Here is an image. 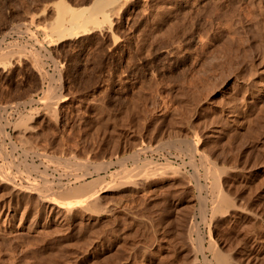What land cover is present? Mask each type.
I'll use <instances>...</instances> for the list:
<instances>
[{"label":"rangeland","instance_id":"1","mask_svg":"<svg viewBox=\"0 0 264 264\" xmlns=\"http://www.w3.org/2000/svg\"><path fill=\"white\" fill-rule=\"evenodd\" d=\"M54 1L56 0H0V40H3V43H0V49H5V46L7 48L10 46V49L19 46L21 48L23 45L21 49L26 50L23 54L17 53L13 54L14 56L10 55L9 58H0V113H2L0 124L3 130L0 129V132L2 131L0 154L2 153L3 157H0L2 159H0V165L3 166V169L0 166V173L5 170L4 173L8 171L15 175L17 173L15 170H18L22 172V176L18 175V177H23L20 179L17 177L18 183L25 184L24 180L30 175L32 180L37 178L36 180L41 184L44 180L39 176L41 173L35 170L39 169L43 172L46 169L43 173H47V177L55 182V191L57 189L60 191L59 189L69 177L81 172L86 174L87 171H92L94 176L89 175L91 172H87L88 181L98 176L103 178L102 181L105 179L104 182L114 181V174L124 165L130 170L131 166L136 167L137 173H142L141 164L145 158H150L157 163L161 162L160 164L170 160L174 168L180 167L179 170L185 172L183 176V173L179 174L180 171L176 174L178 170L172 173L173 169L171 171L165 169L163 174L160 172L157 174V172L153 175L151 172L150 176L148 175L150 173L144 170L145 174L147 173L145 177L143 174L138 175L136 169L134 171L132 168L135 175L143 177L142 186L137 189L125 186L120 190L113 187L114 189L106 192L104 194L106 199L102 200L99 208L112 209L109 214L101 212L99 215L90 216L71 215V218L63 224H58L55 219L51 221L55 216L48 224H44L45 214L39 210L35 211L37 205V203L34 205L35 195L29 196L24 193L18 196L15 193H9L8 190H5L8 192L0 190V205L11 198L13 204L18 201L22 204L28 202L30 205L33 203L31 201H34V204L30 205L28 223L27 221L19 223L22 208L13 222L15 228L0 229V264L217 263L213 252L206 248L204 256L199 255L198 262L190 261L194 258L191 246H197L195 243L197 234H192V238L196 240H192L194 243H191L192 241H189L191 236H188L187 231L189 230L188 221L192 219L195 223L197 221L196 225L200 235L203 236L205 246H208V239L214 236L212 239L217 240V246L221 248L219 251L225 254L229 250L230 259L234 257L232 261H236H233L234 263L246 264L248 258L247 264L249 262L264 264V258L261 259L263 255L258 252L259 246L262 245L252 243L253 246H251L243 237H241L242 240L239 238L241 235L244 237L250 235L251 231L252 238L264 233V221H261L264 220V96L252 97L251 95L257 87L262 86V78H264V0H122L126 4L116 9L118 13L114 15L109 13L108 18L99 15V20L102 21V24H99L101 26L97 25L87 33L61 42H51L49 36L53 30L50 29V32L48 26L51 25L52 17H54L52 6ZM63 1L70 3L71 6L80 7L89 4L91 0ZM33 52L39 54L40 59ZM37 61L42 63L41 70L33 64ZM248 75L253 76L251 78ZM48 84H52L53 87ZM48 88L51 95L52 93L56 95L54 98L58 101L49 98H46L48 101L45 98L42 100L45 97L44 91H48ZM32 99L34 102L29 103L33 101ZM26 101L29 102L26 103ZM46 101L49 109L46 107ZM52 105L57 109L50 110ZM20 112L23 116L26 114L24 117L28 113L32 116L27 119V122L25 121V126L20 122L22 119L19 118ZM229 113L234 114L233 116L237 114L235 121H229ZM17 121L22 124H20L22 128H19ZM25 127L30 129L27 130ZM23 128L27 131L24 130V132ZM4 130L9 136L4 134ZM194 138L200 139L199 147L204 144V149L203 147L199 149L208 156V159L216 163L213 162L217 165V169L225 167L226 170L223 169L224 167L220 170H225L226 175L224 171L221 175L220 172L218 174L220 182L224 187L226 186V189L222 186L224 192L231 196L229 198L234 201L237 198L238 204L243 201L240 205L245 204L244 207L247 206L250 213L256 212L258 217L260 214L263 217L260 215L261 217L254 219L250 215H236L232 208L227 214L220 213L222 216H219V213L215 214L216 216L219 214L217 217L210 215L213 201L210 202L209 199H213L215 195L210 194L211 191L215 193L212 187L213 182L211 183L212 174L205 175L207 167L203 165L206 167L203 173L202 164L199 166L202 175L199 183L207 186V189L202 187L201 194L197 188L198 181L194 177L191 178L194 175V168L190 162L192 153L190 151L191 154H189L186 148L188 140ZM2 142L7 146V151ZM12 143L16 145L17 152L12 151ZM206 144H208L207 148L210 146L208 149H205ZM206 150L209 152H205ZM132 152H139L141 160L128 159L126 163H120L119 158ZM55 156L57 159L62 158V161L55 160V164L53 159L52 162L51 158ZM200 156L197 154L193 158L198 165L201 162ZM10 159L12 167L17 164V168L7 165ZM63 160L72 162L69 165L71 168L68 166L69 162L66 167L64 163L67 162ZM21 161L25 163L24 168L23 164L19 163ZM83 161L88 163L81 166L89 165V163L90 165L82 167L83 169L73 166L76 163L80 166ZM116 161L118 162L115 164ZM257 161L258 164L254 165ZM31 163L32 165H29ZM209 163L213 164L210 161ZM252 163L255 167L253 169ZM36 164L32 171L31 166ZM106 164L110 167L106 168ZM137 164L141 169L137 167ZM58 165L60 166L56 168ZM72 166L81 170L76 172ZM96 167L103 171H99ZM214 167L216 168L213 166L212 169ZM84 168L88 170L85 172ZM25 169L27 171L30 169L29 174ZM96 170L99 171L98 175ZM139 170L142 171L139 172ZM109 172L112 174L109 175ZM243 172L248 173L244 176ZM232 174L236 176L231 181ZM187 175L190 176L187 177ZM249 175L253 181L248 177ZM56 177L59 178L60 183ZM98 179H95L96 184ZM236 181L241 184L244 182V185L242 184L244 189H241V185ZM205 182L207 185H203ZM209 182L212 184L211 187ZM102 183L100 182L99 186L96 185L95 189L102 188ZM229 183L231 186L238 184L237 187L239 186L240 189L235 185L232 186L235 187L234 189L231 187L232 190ZM247 183L251 190H247L248 186H245ZM79 184L76 182L75 185ZM105 185L103 183V186ZM25 195L27 198H22ZM199 195L200 198L203 197L202 200H206V203L201 200L202 203H200L197 200ZM190 196L192 198L196 196L194 197L196 199ZM201 211L204 212L202 214L205 217H202ZM34 215L36 217L33 218ZM234 215L237 218H234ZM202 218L207 220L203 221ZM31 219H35L34 224ZM228 219L230 220L227 221ZM241 219L243 222L246 220L243 225L240 223ZM225 221L230 222L231 225L229 223L227 225L232 230L226 227ZM254 221L261 222L263 227L258 222L256 224L260 227L256 226ZM250 223L254 224L255 228L254 225L251 228ZM17 224L20 226H16ZM27 224L30 227H27ZM238 224L241 227H238ZM247 224L250 225L248 228L245 226ZM223 225L228 232L223 231ZM242 227L245 232L240 229ZM253 229L256 232L254 234ZM229 232L234 234L233 237L232 235L229 237ZM243 233L246 234L243 235ZM126 234L130 238L125 237ZM122 239L127 241L125 246ZM246 252H249L248 257L245 255ZM229 253H227L228 256ZM205 255L207 259L212 260L206 261ZM157 257L160 259L158 260ZM202 257L205 259L203 260ZM239 258L241 261L245 259L246 262L240 263ZM254 258L258 261L257 263L254 262Z\"/></svg>","mask_w":264,"mask_h":264},{"label":"bare ground","instance_id":"2","mask_svg":"<svg viewBox=\"0 0 264 264\" xmlns=\"http://www.w3.org/2000/svg\"><path fill=\"white\" fill-rule=\"evenodd\" d=\"M120 0H91L90 2H89V4H87V5H83V6H80V7H75V6H71L70 5V3H68V2H66V1H63V0H56V1H54L53 3H52V6L54 7V17H52L53 18V20L51 21V25H49L48 27H49V30L51 29V30H53V33H50L51 34V36H49V37H51V38H49V39H51L50 41L51 42H61V41H63V40H65V39H67V38H70V37H74V36H79L80 34H82V33H87V32H89V31H91V30H93L94 28H96V26L98 25V26H101V25H99L100 23L102 24V21H100L99 20V15H104L105 16V18L107 17H110V15H109V13H111V15H114V14H116V13H118V11H116V9L117 8H121V6H123V5H125L126 3L125 2H123L122 0V2L123 3H121V1L119 2ZM227 1V0H226ZM78 5V4H77ZM224 11V10H223ZM107 15H109V16H107ZM102 20V19H101ZM107 20V19H106ZM105 20V21H106ZM104 22V21H103ZM99 28V27H98ZM7 30V29H6ZM13 30V29H12ZM48 30V29H47ZM51 30H50V32H51ZM236 31V30H235ZM260 31V30H259ZM5 34V33H4ZM53 34V35H52ZM181 34V33H180ZM225 34V33H224ZM262 35V34H261ZM227 36V35H226ZM263 36V35H262ZM5 37V36H4ZM3 39V38H2ZM39 43H40V41H38ZM0 43H3V40H0ZM8 45V44H7ZM40 45H42V44H40ZM17 46V45H16ZM23 46V45H22ZM21 46V48H23ZM1 47V46H0ZM10 46H8V48H9ZM13 47V46H12ZM20 47V46H19ZM19 47H16V48H12V49H8L7 48V46H5V49L3 48H1L0 49V58H2V57H8L9 58V56L11 55H16L17 53L18 54H23L25 51H24V49H21V48H19ZM25 47V46H24ZM7 48V49H6ZM18 48V49H17ZM260 48V47H259ZM262 51V50H261ZM34 53V52H33ZM36 53H38V52H36ZM260 53V52H259ZM35 54V53H34ZM34 54H33V56H34ZM13 55V56H14ZM39 54H35V56H38ZM264 57V56H263ZM38 58L40 59V57L38 56ZM262 58V57H261ZM3 59V58H2ZM11 59V58H10ZM36 60H37V57L35 58ZM35 59L33 58V60L35 61ZM5 60V59H4ZM41 61V60H40ZM42 62V61H41ZM44 63V62H43ZM33 64H35L36 66H38V68L41 70L42 68V66L40 67V65L42 64H40L39 63V61H37V62H33ZM254 66V65H253ZM38 69V70H39ZM42 71H45V70H42ZM242 72V71H241ZM247 72V71H246ZM45 74V73H44ZM241 74V73H240ZM252 74V73H251ZM257 74V73H256ZM254 75V74H253ZM252 75V76H253ZM42 76V75H41ZM249 76V75H248ZM252 76H249V77H251L252 78ZM244 77V76H243ZM61 78V77H60ZM50 79V78H49ZM52 79V78H51ZM44 80V79H43ZM262 80H263V84H262V86L261 87H257L256 88V90H254L252 93H251V95H252V97H255V96H264V78H262ZM42 81V80H41ZM52 81V80H51ZM260 81V80H259ZM61 82V81H60ZM253 82V81H252ZM256 82H258V81H256ZM43 83V82H42ZM49 83H52V82H49ZM49 86H52V84L50 85V84H48ZM62 85V84H61ZM49 86H47V87H49ZM248 86V85H247ZM259 86V85H258ZM53 87V86H52ZM41 88V87H40ZM246 89V88H245ZM254 89V88H253ZM42 91V90H41ZM51 91H53V89L51 90ZM55 92V91H54ZM54 95V96H53ZM44 96L45 97H43L42 98V100L45 98H49V99H55L56 101H58L56 98H54L56 95L54 94V93H52V95H51V92L49 91V88H48V91H44ZM261 99V98H260ZM262 99H263V97H262ZM33 101H26V103H31V102H34V99H32ZM47 100V99H46ZM245 100V99H244ZM247 100V99H246ZM48 101V100H47ZM46 101V102H47ZM50 101V100H49ZM55 101V102H56ZM45 102V104H46V107H47V105H49L48 104V102L46 103ZM54 102V101H53ZM53 102H51L52 104H53ZM241 102V101H240ZM261 102H262V100H261ZM25 103V104H26ZM263 103V102H262ZM21 104V103H20ZM51 105V104H50ZM53 105H56V104H53ZM52 105V106H53ZM262 105V104H261ZM261 105H259V106H261ZM45 107V106H44ZM56 106H53L52 108H51V106H50V110H53L54 108H55ZM262 107V106H261ZM48 108V107H47ZM256 108V107H255ZM49 109V108H48ZM57 108H55L54 110H56ZM236 109V108H235ZM260 109V108H259ZM49 110V111H50ZM233 110V109H232ZM255 110V109H254ZM32 112H33V110H31ZM260 111V110H259ZM30 112V111H29ZM36 112V111H35ZM54 112V111H53ZM52 112V113H53ZM57 112V111H56ZM55 112V113H56ZM227 112V111H226ZM9 113V112H8ZM47 113V112H46ZM0 114H2V113H0ZM20 114H21V112H20ZM30 113H28L27 114V116L26 117H24L26 114H24V116L21 114V116L19 117V118H22L21 120H20V122L23 124V126H25L24 125V123H25V121L27 122V119L28 118H30V116L31 115H29ZM34 114V113H33ZM54 114V113H53ZM230 114V113H229ZM257 114V113H256ZM255 114V115H256ZM223 115V114H222ZM234 115V114H233ZM232 115V113L230 114V115H228V119H230L229 121H235V117L237 116V114H236V116H233ZM32 117V116H31ZM230 117V118H229ZM255 117V116H254ZM1 118H3V117H1ZM26 118V119H25ZM251 118V117H250ZM4 119V118H3ZM224 119V118H223ZM33 120V119H32ZM249 120V119H248ZM104 121V120H103ZM250 121V120H249ZM17 122H19V121H17ZM16 122V126H17V123ZM19 122V125L21 124ZM28 122H29V120H28ZM255 122H256V120H255ZM0 123H1V121H0ZM11 123V122H10ZM103 123V122H102ZM230 123V122H229ZM239 123V122H238ZM5 124V123H4ZM21 124V125H22ZM249 124V123H248ZM1 126H0V129L2 130V124H0ZM7 125V124H6ZM18 125V126H19ZM21 125H20V127L19 128H22L21 127ZM256 125V124H255ZM13 126H15V125H13ZM27 126V125H26ZM29 126V125H28ZM4 127H5V125H4ZM29 127H31V126H29ZM28 127V129H27V127H25L27 130H29L30 128ZM16 128V127H15ZM18 128V130H21L22 131V129H19ZM25 129L23 128V131H24ZM27 130H25V131H27ZM31 130H33V129H31ZM3 131V130H2ZM2 131L0 132V133H2ZM5 131V130H4ZM24 131V132H25ZM24 132L22 133V135L24 134ZM4 134H8V133H6V131L4 132ZM198 134V133H197ZM1 135V134H0ZM3 135V134H2ZM20 134L18 133V136H19ZM5 136V135H4ZM8 136H9V134H8ZM194 136V135H193ZM192 136V137H193ZM197 135H195V137H196ZM211 136V135H210ZM212 136H214V135H212ZM226 136V135H225ZM20 137V136H19ZM24 137V136H23ZM186 137V136H185ZM21 138V137H20ZM4 139V138H3ZM23 138H21V140H22ZM185 140H186V138H185ZM7 141V140H6ZM29 141V140H28ZM184 141V140H183ZM231 141V140H230ZM32 142V141H31ZM225 142H227V141H225ZM233 142V141H232ZM2 143H4V142H2ZM23 143V142H22ZM25 143V142H24ZM223 143V142H222ZM238 143V142H237ZM241 143V142H240ZM32 144V143H31ZM212 144V143H211ZM29 145V144H28ZM199 145H201L200 144V139L198 140V138L197 139H190V140H188V146H189V149H188V146H187V148H186V150L187 151H189V154H191L190 156H191V160H190V162H191V165H192V167L194 168V175H192V179H193V177H194V179H196L197 181H198V183H197V185H198V189H199V193L201 194V189H202V187L204 188V189H207V186H202V184H200L199 183V181H200V177L202 176L201 174H200V170H199V166H201V164H202V166L204 165V166H206L207 167V170H205L206 169V167H202L203 168V173H204V170H205V175H209V176H211V174H212V178H213V181L211 180V183L213 182V186H212V184L209 182V185H210V187L212 186L213 188H214V190L213 191H215V193L213 192L212 193V191H211V193L210 194H212V195H214V198L213 199H209V201L210 202H212V204L213 205H211V207L210 208H212V206H213V208H212V211H211V213H210V215L211 214H213L214 216H216L215 214H217V213H229V210H230V208H232V210H233V213L234 214H239V215H250L252 218H254V219H257V218H259V217H261L260 215H259V217L255 214V213H250L249 212V209H247L246 207H244L245 206V204L242 206V205H240L241 204V202H243V201H241L239 204H238V202L236 201V199H235V201L231 198H229V197H231L230 195H227L225 192H224V188L226 187H224L223 186V184L220 182V175H221V173H223L222 171H224V175H226V169H225V167L223 168V169H225V170H220V169H222L220 166V169L218 168L217 169V165H214V161H212V160H210V158L208 159V156H206V154L204 155L203 154V151H201L199 148L200 147H203L204 146V144H203V146H200L199 147ZM208 144H206L205 145V149L207 148L206 146H207ZM210 145V144H209ZM233 145V144H232ZM238 145V144H237ZM243 145V144H242ZM4 146H6L5 145V143H4ZM3 146V147H4ZM32 146H34V145H32ZM214 146V145H213ZM217 146V145H216ZM185 147V146H184ZM210 146H208V148H209ZM11 148H13V150L12 151H16L17 152V150H16V145H13V143H12V147ZM10 148V149H11ZM25 148V147H24ZM33 148V147H32ZM207 148V149H208ZM221 148V147H220ZM3 150H5L4 148H2ZM10 149H9V151H10ZM30 149V148H29ZM36 149V148H35ZM184 149V148H183ZM203 149H204V147H203ZM212 149V148H211ZM260 149V148H259ZM6 151H7V146H6ZM12 151H10V152H12ZM23 151V150H22ZM25 151V150H24ZM27 151H28V148H27ZM27 151H26V153H27ZM31 151H32V149H31ZM190 151H191V153H190ZM200 151L202 152V153H200ZM208 150H206L205 152H207ZM264 151V150H263ZM1 152V151H0ZM9 152V153H10ZM33 152V151H32ZM146 152V151H145ZM144 152V153H145ZM209 152V151H208ZM9 153H7V155L9 156L10 154ZM34 153H36V152H34ZM42 153V152H41ZM143 153V152H142ZM224 153V152H223ZM232 153V152H231ZM6 154V153H5ZM12 154H14V153H12ZM11 154V155H12ZM28 154V153H27ZM27 154H25L26 156H27ZM46 154V153H45ZM145 154H147V153H145ZM197 154H199V156H200V160H201V162H200V160L198 159V162H200V164L198 165L196 162H195V160L193 159L194 158V156L195 155H197ZM225 154V153H224ZM1 156L0 157H2V153L0 154ZM7 155H6V157H7ZM17 155V154H16ZM19 155V154H18ZM34 155V154H33ZM44 155V154H43ZM212 155V154H211ZM250 155V154H249ZM259 155V154H258ZM5 156V155H4ZM139 156H140V154H139V152H132V153H130V154H128V155H126V156H124V157H122V158H119V160L121 161H119L120 163H126V160H128V159H134V160H141V159H139ZM189 156V157H190ZM210 156V155H209ZM229 156H231V155H229ZM251 156V155H250ZM10 157V156H9ZM12 157H13V155H12ZM12 157H11V159H12ZM15 157H17V156H15ZM15 157H14V159H15ZM49 157V156H48ZM53 157V156H52ZM56 157V156H55ZM51 158L52 159V162H53V159H54V161L55 160H60L61 159V161H62V158H60V157H58V159H57V157L56 158ZM145 157V156H144ZM224 157V156H223ZM233 157V156H232ZM261 157V156H260ZM3 158V157H2ZM18 158V157H17ZM211 158H212V156H211ZM215 158V157H214ZM217 158V157H216ZM259 158V157H258ZM1 159V158H0ZM6 159V158H5ZM11 159H10V161H11ZM25 160H26V158H24ZM23 159V160H24ZM167 159V158H166ZM190 159V158H189ZM233 159V158H232ZM235 159H236V157H235ZM2 160V159H1ZM18 160V159H17ZM21 160V159H20ZM25 160H24V162H25ZM134 160H132V161H134ZM6 161V160H5ZM8 161V160H7ZM6 161V162H7ZM10 161H8L7 162V165L8 164H10V163H12V161L10 162ZM28 161V160H27ZM64 162L66 161V160H63ZM209 161L210 162H214L212 165L209 163ZM237 161H238V159H237ZM243 161V160H242ZM248 161V160H247ZM253 161V160H252ZM13 162H14V160H13ZM59 162V161H58ZM57 162V163H58ZM63 162V163H64ZM67 163H64V164H66V167H67V164H68V162H69V164H68V166L69 165H71L70 163H72V162H70V161H66ZM118 161H116V162H114L115 164L117 163ZM138 162V161H137ZM136 162V163H137ZM183 162V161H182ZM264 162V161H263ZM19 163H22V161L21 162H19ZM26 163V162H25ZM25 163L22 165L23 166V168L25 167L24 165H25ZM41 163H43V162H41ZM63 163H61V165L63 164ZM79 164H80V162H78ZM81 163H83V164H80V166L76 163V165L75 164H73V166H78V168L79 167H86V166H89L90 165V163H89V165H86V166H81V165H85L86 163H88V162H86V163H84V161L83 162H81ZM111 163V162H110ZM122 163V164H123ZM131 163H133V162H131ZM161 163V162H160ZM160 163H157L156 161H153L152 159H144L143 161H142V164H141V168H142V170H139V172L140 171H142V173L140 172V173H137L138 171H137V169L138 168H134L133 166H131L133 169H134V171H135V169H136V173L138 174V175H140V176H142V174L145 176L146 174H145V172H144V170L145 171H147L148 173H150V174H148V175H150L151 176V174L153 173V175H154V173H157V174H160V173H165V169H168V170H172L171 172L173 173V171L174 172H176L177 170H178V172H176V174H178L179 173V168H174L175 166L174 165H172L171 163H170V160H167L165 163H163V164H160ZM184 163V162H183ZM237 163V162H236ZM246 163V162H245ZM1 164V163H0ZM15 164V163H14ZM13 164V165H14ZM55 164H56V161H55ZM58 164H60V162L58 163ZM63 164V166H65ZM109 164V163H108ZM122 164H120V166L122 165ZM139 164V163H138ZM137 164V167L139 166ZM190 164V163H189ZM216 164V163H215ZM228 164V163H227ZM230 164V163H229ZM256 164H258V161H257V163H255L254 165H256ZM260 164V163H259ZM11 165V164H10ZM19 165V164H18ZM29 165H32V163L31 164H29ZM44 165V164H43ZM42 165V166H43ZM101 165V164H100ZM112 165H113V163H112ZM134 165V164H133ZM191 165H189V166H191ZM253 165V163H252V169L253 168H255V167H253L254 166ZM261 165V164H260ZM264 165V164H263ZM0 166H2V165H0ZM6 166V165H5ZM5 166H4V169H5ZM19 166H21V165H19ZM34 166H37V164L36 165H33V166H31L32 168H33V170L32 171H34ZM47 166V165H46ZM60 165H58V166H56V168H58ZM73 166H72V168H73ZM92 166V165H91ZM99 166V165H98ZM103 166V165H102ZM174 166V167H173ZM213 166H216V168L214 167V169H212V167ZM230 166V165H229ZM233 166H234V164H233ZM14 168H17V164H16V166H13ZM12 167V165H11V168H13ZM44 167V166H43ZM70 167V166H69ZM68 167V168H69ZM107 167H110L109 165H107L106 164V168ZM126 166L124 165L122 168L124 169ZM228 167V166H227ZM237 167V166H236ZM256 167H258V165L256 166ZM7 168V167H6ZM19 168V167H18ZM22 168V169H23ZM45 168V167H44ZM44 168H43V170H44ZM47 168H49V167H47ZM71 168V167H70ZM81 168L80 169H77V167H74L73 169L77 172L78 170H81ZM89 168V167H88ZM105 168V169H106ZM121 168V167H120ZM119 168V169H120ZM121 168V170H123ZM132 168H131V170H130V168H125L123 171H121V170H116L115 169V173H116V171H117V173L116 174H114V176H115V178H114V181L113 180H111V182L110 181H108V182H104V180L102 181V177H96V178H91V179H89L90 181H88V176H87V174L89 173V172H91V173H89V175H91V176H94V175H92L93 173H92V171H87L88 169H86V168H84L85 169V172H86V174H82V172H81V174H74V175H72L73 177H69L68 178V181H66V182H64L63 183V189H62V187L59 189L60 191H58V189L55 191V182L53 181V180H51V179H49L48 177H47V173L45 174V173H43V172H46V169H45V171H43V172H41V171H39V169H38V167H37V169L38 170H35L36 172H38V173H41V175H39L40 177H41V179H43L42 181H43V183L41 182V184L36 180V179H31L30 178V175H28L29 174V170L27 171L26 169V171L28 172V174H27V172H26V175H28V177H26V178H28V179H25L24 180V182L26 181V183L25 184H23V183H18V179H17V177H18V175L19 176H22V172H19L18 170H15V172H19V174H17V176H15V175H13L12 173H9L8 171H6V173H4L5 172V170H3L4 172L3 173H0V190L3 192V191H5V190H8V191H10L9 193H15V194H24V193H26V194H28L29 196L30 195H35L34 196V198L36 199V201H35V204H34V201L32 200L31 201V199H30V201L31 202H33L32 204H34V205H36V203H37V205H36V210L35 211H37V210H39V211H42L44 214H45V223L44 224H48L49 222H50V220H51V218L53 217V216H55L54 218H52V220L51 221H53V219H55L57 222H58V224H63V223H65L68 219H70L71 217V215H77L78 216V214L79 215H99L101 212H103V214L104 213H110L109 211H111V210H109L108 208L107 209H100L99 207H100V205H101V202H102V200L106 197V195H104L106 192H108V191H110V190H112V189H114V188H116V189H122L123 187H125V186H131V187H133V188H140L141 186H142V182L144 181L143 180V177H139V176H137V175H135L134 174V171L132 170ZM139 168H140V166H139ZM140 168V169H141ZM188 168V167H187ZM205 168V169H204ZM229 168V167H228ZM0 169H1V167H0ZM2 169H3V166H2ZM27 169H28V163H27ZM73 169H72V171H73ZM83 169V168H82ZM96 169H100V168H97L96 167ZM103 169V168H102ZM240 169V168H239ZM242 169V168H241ZM240 169V170H241ZM7 170V169H6ZM20 170V169H19ZM53 170V169H52ZM185 170V169H184ZM218 170H220V171H218ZM232 170V169H231ZM234 170H236V169H234ZM250 170H251V168H250ZM258 170V169H257ZM262 170V169H261ZM9 171H10V169H9ZM21 171V170H20ZM32 171H30V173H32ZM55 171V170H54ZM69 171L71 172V170L69 169ZM74 171V172H75ZM95 171V170H94ZM97 171V170H96ZM99 171H103V170H99ZM99 171H97V175L99 174L98 172ZM106 171V170H105ZM193 171H192V173H193ZM214 171V172H213ZM227 171H228V169H227ZM242 171H244L243 169H242ZM246 171V170H245ZM249 171V170H248ZM256 171V170H255ZM259 171V170H258ZM257 171V172H258ZM2 172V171H1ZM12 172V171H11ZM152 172V173H151ZM160 172V173H159ZM170 172V173H171ZM183 172H185V171H183ZM183 172H181L180 171V173L179 174H181V173H183ZM206 172H208L207 174H206ZM218 172H220L219 174H218ZM236 172V171H235ZM96 173V172H95ZM94 173V174H95ZM162 173V174H163ZM210 173V174H209ZM228 173V172H227ZM248 173V172H247ZM247 173L246 174H244V172H243V174H244V176L245 175H247ZM250 173V172H249ZM252 173H253V171H252ZM251 173V174H252ZM256 173V172H255ZM61 174V173H60ZM72 174V173H71ZM110 174H112V172L110 173L109 172V175ZM175 174V173H174ZM190 174V173H189ZM203 174V175H204ZM237 174H238V172H237ZM242 174V173H241ZM243 174L241 175L242 176V178H244L243 177ZM25 175V176H26ZM59 175V174H58ZM147 175V176H148ZM156 175V174H155ZM173 175V174H172ZM186 175V174H185ZM205 175L203 176V177H205ZM230 175V174H229ZM233 175V174H232ZM239 175V174H238ZM237 175V176H238ZM256 175V174H255ZM50 176H51V174H50ZM54 176V175H53ZM64 176H66V175H64ZM64 176H63V178H64ZM90 176V177H91ZM113 176V175H112ZM112 176H110V178L112 177ZM113 176V177H114ZM178 176V175H177ZM183 176H184V173H183ZM190 175H187V177H189ZM223 176V175H222ZM228 176V175H227ZM226 176V178H228ZM234 176H236V174H234L233 175V179H231V181L232 180H234ZM257 176V175H256ZM33 177V176H32ZM60 177H61V175H60ZM104 177V176H103ZM113 177H112V179H113ZM146 177V176H145ZM149 177V176H148ZM202 177V178H203ZM248 177H250V175L248 176ZM258 177H259V175H258ZM19 179L20 178H23V177H18ZM35 178V177H34ZM39 178V177H38ZM57 178V177H56ZM67 178V177H66ZM97 178H99L98 179V181H97V183L98 184H96V180H97ZM186 178V177H185ZM206 178V177H205ZM229 178H231V176L229 177ZM239 178V177H238ZM247 178V177H246ZM40 179V178H39ZM59 178H57V180H58ZM96 179V180H95ZM101 179V180H100ZM183 179V178H182ZM188 179V178H187ZM222 179H225V178H222ZM235 179L237 180V178L235 177ZM241 179V178H240ZM250 179H251V177H250ZM261 179V178H260ZM259 179V180H260ZM262 179H263V176H262ZM186 180V179H185ZM195 180V181H196ZM206 180V179H205ZM207 180H208V177H207ZM226 180V179H225ZM230 179H228V181H229ZM245 180V179H244ZM252 180V179H251ZM20 181V180H19ZM60 180H58V183H60L59 182ZM113 181V182H112ZM249 181V180H248ZM253 181V180H252ZM21 182H22V179H21ZM76 182H79L80 184L79 185H75L76 184ZM105 183L106 185L105 186H103V183L101 184L102 185V188H100V189H95V187H96V185H98L99 186V183ZM230 182V181H229ZM237 182V181H236ZM241 182V181H240ZM57 183V182H56ZM62 183V182H61ZM188 183H189V181H188ZM196 183V182H195ZM225 183V182H224ZM232 183V182H231ZM237 183H239V182H237ZM244 183V182H243ZM242 183V184H243ZM253 183V182H252ZM257 183H258V181H257ZM261 183V182H260ZM259 183V184H260ZM206 184V182L203 184V185H205ZM222 184V185H221ZM228 184V183H227ZM232 184H234V183H232ZM242 184L241 183H239V185H241V189H244V187L242 188ZM248 184L249 183H247V184H245V186H248ZM193 185H195V184H193ZM207 185V184H206ZM225 185V184H224ZM236 185V184H235ZM235 185H232V186H235ZM238 185V184H237ZM237 185H236V187H237ZM244 185V184H243ZM255 185V184H254ZM192 186V185H191ZM222 186L224 187V188H222ZM229 186H230V188L232 187L231 185H230V183H229ZM229 186H227V188L229 187ZM257 186H258V184H257ZM58 187H59V185H58ZM114 187V188H113ZM251 187V186H250ZM252 187H253V184H252ZM259 187V186H258ZM257 187V188H258ZM97 188H99V187H97ZM146 188V187H145ZM196 188V189H197ZM213 188H211V189H213ZM230 188H228L229 189V191H230ZM233 188V187H232ZM231 188V189H232ZM235 188V187H234ZM233 188V189H234ZM237 188H239V186L237 187ZM236 188V189H237ZM239 188V189H240ZM148 189V188H147ZM226 189V188H225ZM227 189V190H228ZM232 189V190H233ZM238 189V190H239ZM260 189V188H259ZM258 189V190H259ZM231 190V192H233ZM247 190H251V188L249 189V186H248V189ZM255 190H257V189H255ZM257 190V191H258ZM261 190V189H260ZM8 191H5V192H8ZM146 191V190H145ZM206 191V190H205ZM236 191V190H235ZM234 191V192H235ZM241 191V190H240ZM239 191V192H240ZM254 191V190H253ZM242 192V191H241ZM244 192V191H243ZM242 192V193H243ZM249 192H251V191H249ZM8 193V194H9ZM198 193V192H197ZM229 193V192H228ZM236 193H237V191H236ZM245 193V192H244ZM243 193V194H244ZM247 193V192H246ZM206 194H208V193H206ZM229 194H231V193H229ZM252 194V193H251ZM12 195V194H11ZM14 195V194H13ZM17 195H15V197H16V199L17 200H19L18 198H17ZM27 195V196H28ZM194 195H195V193H194ZM232 195V194H231ZM240 195V194H239ZM244 195H246V194H244ZM249 195V194H248ZM18 196H20V195H18ZM28 196V197H29ZM175 196V195H174ZM191 196H193V195H191ZM190 196V197H191ZM198 196V195H197ZM240 196H242V194L240 195ZM251 196H253V195H251ZM27 198L26 197V195L25 196H23L22 198ZM55 197L58 199V201H57V199H55ZM116 197V196H115ZM187 197V196H186ZM194 197H196V196H194ZM192 198V199H196V198ZM202 197V196H201ZM243 197H245V196H243ZM124 198V197H123ZM203 198V197H202ZM202 198H200V195H199V197H198V201L200 202V200L201 201H203L204 203H206L204 200H202ZM206 198V197H205ZM212 198V197H211ZM241 198V197H240ZM239 198V199H240ZM246 198H247V196H246ZM252 198V197H251ZM106 199V198H105ZM115 199V198H114ZM168 199V198H167ZM244 199V198H243ZM242 199V200H243ZM12 198L7 202H4L3 203V205H0V226H1V228L0 229H3V230H5V229H13V228H15V224L13 223L14 221H15V219L17 218V216H18V214L22 211V208H23V211H22V213H21V216H20V221H19V223H21L22 224V221H27L29 218H28V214H29V212H30V210H31V206L30 205H32L31 203H30V205L28 204V202L26 203L25 202V204H22L21 202H16V203H12ZM14 200V199H13ZM23 200V199H22ZM29 200V199H28ZM116 200H117V198H116ZM190 200V199H189ZM241 200V199H240ZM259 200V199H258ZM25 201V200H24ZM27 201V200H26ZM104 201V200H103ZM164 201V200H163ZM239 201V200H238ZM246 201V200H245ZM244 201V202H245ZM248 201V200H247ZM246 201V202H247ZM120 201H118V203H119ZM195 202V201H194ZM194 202H193V205H194ZM200 203H202V202H200ZM200 203H198V204H200ZM237 203V204H236ZM248 204V203H247ZM203 205V204H202ZM202 205H201V207H202ZM186 206V205H185ZM192 207V205H189V207ZM257 206V205H256ZM204 207H205V205H204ZM207 207V206H206ZM175 208V207H174ZM180 208V207H179ZM183 208V207H182ZM181 208V209H182ZM248 208H250V207H248ZM254 208V205L252 206V209ZM167 209V208H166ZM186 209V208H185ZM190 209V208H189ZM195 209V208H194ZM203 209V208H202ZM251 209V210H252ZM34 210V209H33ZM192 210V209H191ZM190 210V211H191ZM200 210H201V208H200ZM205 210V209H204ZM204 210H202V211H204ZM254 210V209H253ZM252 210V211H253ZM256 211L258 210V209H255ZM176 211V210H175ZM187 211V210H186ZM201 211V214L203 213L204 214V212H202ZM33 212V211H32ZM38 212V211H37ZM37 212H35V215L37 216L38 214H36ZM181 212V211H180ZM189 212V211H188ZM187 212V213H188ZM212 212H214V213H212ZM260 212L261 213H263L262 212V210H260ZM127 213V212H126ZM233 213H232V215H233ZM257 213H259V212H257ZM40 214V213H39ZM112 214V213H111ZM190 214V213H189ZM188 214V215H189ZM202 214V217H205V215H203ZM206 214H208L207 212H206ZM218 214V215H219ZM226 214H224V215H226ZM33 216V218L34 217H36V216ZM212 215V216H213ZM217 215V216H218ZM5 216V217H4ZM29 216H30V214H29ZM177 216V215H176ZM187 216V215H186ZM208 216V215H207ZM213 216V217H214ZM216 216V217H217ZM219 216H222L221 214L219 215ZM230 216V215H229ZM43 217V216H42ZM108 217V216H107ZM190 217L192 218V216L190 215ZM194 217V216H193ZM215 217V218H216ZM224 217V216H223ZM223 217H221V218H223ZM226 217V216H225ZM233 217V216H232ZM236 216L234 215V218H235ZM243 217V216H242ZM263 217V216H262ZM210 218V217H209ZM219 218V217H218ZM220 218V219H221ZM227 218V217H226ZM229 218V217H228ZM237 218V217H236ZM238 218H241V217H239L238 216ZM244 218V217H243ZM246 218V217H245ZM250 218V217H249ZM203 219V221H206V220H204L205 218H202ZM261 219V218H260ZM260 219H259V221H260ZM264 219V218H263ZM35 219H31V221H32V223H33V221H34ZM148 220V219H147ZM171 220V219H170ZM201 220V219H200ZM213 220H214V218H213ZM230 219H228L227 221H229ZM240 220V219H239ZM251 220V219H250ZM184 221V220H183ZM186 221V220H185ZM212 221V220H211ZM220 221V220H219ZM227 221H225L226 222V225H227V223H229L230 224V222H227ZM237 222H238V220H236ZM241 221L242 222H240L242 225H243V223L244 222H246V220L243 222V220L241 219ZM248 221V220H247ZM261 221H264V220H261ZM35 222V221H34ZM179 222V221H178ZM189 222V226L187 227V228H189V230H187L188 231V236H191L190 238H189V241H194V240H196V239H194V238H192V234H194V233H196L197 234V242H195L196 244H197V246H191L190 248H191V252H192V256L194 257L193 258V261L192 260H190L191 262H194V260H197V262H198V257H199V255H203L204 256V252H205V248H206V250H210V251H212L213 252V256H214V260L217 262V263H215V264H232V263H234V262H236V261H232V258H234V257H232L231 259H230V254L231 253H229L230 251L229 250H227L228 252L227 253H229V256L227 255V253H222L221 251H219V250H221V248L219 249L218 248V244H217V240L215 239V238H213V239H215V241L212 239V237H214V236H212L211 237V235H210V233H211V230L209 231L210 233H209V236L211 237L210 239H208L209 241H208V246H205V244H204V240H203V236H201L200 234L201 233H199V230H198V227H197V221H196V223H195V221H194V219H192V220H190V221H188ZM232 222V221H231ZM249 222H251V221H249ZM255 223L254 224H256L258 221H254ZM27 223H28V221H27ZM200 223V222H199ZM239 223V224H240ZM248 223V222H247ZM263 223V222H262ZM29 224H31L30 223V221H29ZM34 224V223H33ZM212 224V223H211ZM233 224V223H232ZM238 224V227L240 226ZM251 224V223H250ZM253 224V225H254ZM258 224L259 225H261L262 227H263V225L261 224V222H258ZM264 224V223H263ZM26 225V224H25ZM168 225V224H167ZM204 225V224H203ZM209 225V224H208ZM213 225V224H212ZM231 225V224H230ZM235 225H236V223H235ZM248 225L249 224H247V225H245L246 226V228H248ZM253 225L251 224V228L253 227ZM259 225H257L256 224V226H258V227H260ZM16 226H20V224L18 225H16ZM112 226V225H111ZM164 226V225H163ZM209 226H211V225H209ZM229 225H227L226 227L227 228H230V227H228ZM245 226H244V229H246L245 228ZM250 226V225H249ZM18 227H17V229H18ZM26 227V226H25ZM27 227H30V225L28 226V224H27ZM26 227V228H27ZM223 228V231L226 229V227L224 228V225L222 226ZM237 227V228H238ZM241 227V226H240ZM257 227V228H258ZM200 228V227H199ZM210 228V227H209ZM250 228V227H249ZM254 228H255V225H254ZM264 228V227H263ZM30 229V228H29ZM207 229V228H206ZM231 229V228H230ZM239 229V228H238ZM240 229H242L243 231H244V229H243V227L242 228H240ZM183 230V229H182ZM232 230V229H231ZM241 230V231H242ZM249 230V229H248ZM251 230V229H250ZM249 230V231H250ZM256 230V229H255ZM258 230H260L259 228H258ZM263 230V229H262ZM98 231V230H97ZM186 231V232H187ZM201 231V230H200ZM208 231V230H207ZM220 231H222V230H220ZM226 231V230H225ZM224 231V232H225ZM241 231H240V233H241ZM264 231V230H263ZM122 232V231H121ZM226 232H228V231H226ZM233 232V231H232ZM238 232V231H237ZM236 232V233H237ZM245 232V231H244ZM246 232H247V229H246ZM254 229H253V234H254ZM258 232V231H257ZM259 232H261V230L259 231ZM258 232V233H259ZM96 233V232H95ZM116 233V232H115ZM189 233H191V235H189ZM223 233V232H222ZM230 233V232H229ZM229 233H228V235H229ZM233 233H235V232H233ZM240 233H239V235H240ZM250 233V232H249ZM256 233V232H255ZM257 233V234H258ZM196 234H195V236H196ZM225 235H226V233H224ZM246 234V233H245ZM244 233H243V235H245ZM251 234H252V231H251ZM250 234V235H251ZM115 235V234H114ZM127 235V234H126ZM132 235V234H131ZM178 235V234H177ZM180 235V234H179ZM182 235V234H181ZM187 235V234H186ZM186 235H184V237L186 236ZM227 235V236H228ZM232 235V237H233V235L234 234H232V233H230V235H229V237ZM236 236H237V234H235ZM250 235H245V237L244 236H240L239 238H241V237H243L244 239H245V241L250 245L251 244V246H253L252 245V243L253 244H259V245H262V246H259V251L258 252H260V254H262L263 256H264V233L262 234V235H258L257 237H254V238H252ZM106 236V235H105ZM176 236V235H175ZM235 236V237H236ZM255 236V235H254ZM123 237V236H122ZM125 237H129L130 238V236H125ZM179 237V236H178ZM187 237V236H186ZM188 238V237H187ZM192 238V239H191ZM228 238V237H227ZM227 238H226V240H227ZM243 238H241L240 240H242ZM125 239V238H124ZM184 239V238H183ZM205 239V238H204ZM219 239V238H218ZM222 239H223V237H222ZM238 239V238H237ZM126 240V239H125ZM120 241V240H119ZM122 241H123V245L125 244V242H127V241H124L123 239H122ZM185 241V240H184ZM188 241V240H187ZM191 242V243H194V242ZM220 241V240H219ZM230 241H232V240H230ZM244 241V240H243ZM107 242V241H106ZM110 242V241H109ZM113 242H114V240H113ZM130 242V241H129ZM169 242V241H168ZM223 242H224V239H223ZM226 242V241H225ZM235 242V241H234ZM239 242V241H238ZM120 243H122V242H120ZM132 243V242H131ZM161 243V242H160ZM190 243V244H191ZM241 243H242V241H241ZM245 243V242H244ZM247 243H245V244H247ZM112 244V243H111ZM119 244V243H118ZM174 244V243H173ZM185 245H186V243H184ZM184 244H183V246H184ZM195 244V245H196ZM114 245V244H113ZM119 245H121V244H119ZM123 245H122V247H123ZM127 245H129V244H127ZM131 245V244H130ZM230 245V244H229ZM240 245V244H239ZM125 246V245H124ZM182 246V247H183ZM219 246H220V244H219ZM223 246V245H222ZM228 246V245H227ZM243 246H244V244H243ZM248 245H246V247H247ZM251 246H250V248H251ZM221 247V246H220ZM245 247V248H246ZM116 249H117V247H115ZM174 248V247H173ZM249 248V247H248ZM249 248V249H250ZM256 248V247H255ZM258 248V247H257ZM127 249H128V247H127ZM130 249V248H129ZM183 250V249H182ZM187 250H189V249H187ZM231 250V249H230ZM258 250V249H257ZM117 251V250H116ZM209 251V252H210ZM226 251V250H225ZM248 251H251V250H248ZM114 252V251H113ZM190 253V252H189ZM247 253V252H246ZM257 253V252H256ZM255 253V254H256ZM184 254V253H183ZM185 254H187V253H185ZM248 254H249V252L247 253V254H245V255H247L246 257H248ZM259 254V253H258ZM143 255V254H142ZM157 255V254H156ZM252 255V254H251ZM257 255V254H256ZM261 255V256H262ZM160 256V255H159ZM163 256V255H162ZM253 256V255H252ZM260 256V257H261ZM262 256V258L261 259H263L264 257ZM143 257V256H142ZM184 257V256H183ZM246 257H245V259H246ZM249 257H250V255H249ZM255 257V256H254ZM158 258V257H157ZM165 258V257H164ZM163 258V259H164ZM187 258H188V255H187ZM200 258V257H199ZM205 258L207 259V255H205ZM204 258V259H205ZM244 258V257H243ZM160 259V257L158 258V260ZM162 259V260H163ZM202 259H203V257H202ZM203 259V260H204ZM242 259V258H241ZM245 259L243 260L242 259V261L240 260V258H239V261H240V263L241 262H246V264L248 263V258L246 259V261H245ZM252 259V258H251ZM250 259V260H251ZM256 259H257V256H256ZM260 259V258H259ZM111 260V259H110ZM116 260V259H115ZM135 260V259H134ZM167 260V259H166ZM210 261V260H212V259H207L206 261ZM254 260H255V258H254ZM165 261V260H164ZM184 260H182V262H183ZM208 261V262H209ZM214 261V262H215ZM237 261H238V258H237ZM257 260H255L254 262H256ZM262 261V260H261ZM260 260H259V262H261ZM263 261H264V259H263ZM262 261V262H263ZM122 262V261H121ZM124 262V261H123ZM160 262V261H159ZM196 262V261H195ZM258 262V261H257ZM256 262V263H257ZM158 263V262H157ZM161 263V262H160ZM164 263V262H163ZM174 263V262H173ZM185 263V262H184ZM207 262H204V264H206ZM212 262H210L209 264H211ZM239 263V262H238ZM238 263H234V264H238ZM142 264V263H141ZM162 264V263H161ZM180 264V263H179ZM191 264V263H190ZM192 264H195V263H192ZM242 264V263H241ZM245 264V263H244ZM249 264H252L251 262H249Z\"/></svg>","mask_w":264,"mask_h":264}]
</instances>
